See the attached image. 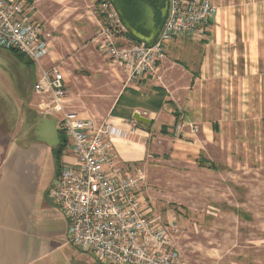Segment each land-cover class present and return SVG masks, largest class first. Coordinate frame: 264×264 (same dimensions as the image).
Here are the masks:
<instances>
[{"label": "crops", "instance_id": "obj_1", "mask_svg": "<svg viewBox=\"0 0 264 264\" xmlns=\"http://www.w3.org/2000/svg\"><path fill=\"white\" fill-rule=\"evenodd\" d=\"M99 1L28 0L49 41L46 66L57 63L50 62L54 57L67 54V46H56V29L75 31L78 44L91 40L99 49L93 41L101 26ZM211 1L220 10L202 38L182 36L168 42L157 74L128 82L107 116H93L128 128L136 110L142 115L147 111L150 123L140 122L133 138L114 139L123 172L134 173L141 169L138 165L160 154L156 151L158 138L161 144L164 140L172 143L174 153H182L176 149L184 148L197 160L222 129V122L229 128L233 122L249 120L264 124V0ZM124 38L132 42L126 34ZM38 76L39 70L31 84L32 95ZM65 82L67 85L66 75ZM125 88L142 95L163 88L166 101L158 111L135 107L132 115L125 109L113 115ZM4 96L7 94L0 96V264H105L71 241L68 218L50 196L57 175L54 149L61 141L55 144L37 137L32 126L36 108L41 115L54 114L41 110L36 95L19 104L16 98L8 102ZM9 107L19 113L12 115ZM63 158L71 159L66 153ZM254 261L258 260L251 258L250 264Z\"/></svg>", "mask_w": 264, "mask_h": 264}, {"label": "built area", "instance_id": "obj_2", "mask_svg": "<svg viewBox=\"0 0 264 264\" xmlns=\"http://www.w3.org/2000/svg\"><path fill=\"white\" fill-rule=\"evenodd\" d=\"M219 10L211 0H169L168 17L152 43H125L120 37L126 40L127 29L116 8L110 0H100L101 26L93 41L124 69L129 81H137L158 73L171 40L202 38ZM0 48L17 51L37 64L34 93L41 110L61 115L67 134L64 153L71 159L63 158L50 196L68 218L71 241L105 264H190L177 247L176 222H160L142 203L144 170L119 169L114 139L133 138L139 120L132 118L123 128L68 108L65 74L58 63L44 64L49 41L28 0H0Z\"/></svg>", "mask_w": 264, "mask_h": 264}, {"label": "rangeland", "instance_id": "obj_3", "mask_svg": "<svg viewBox=\"0 0 264 264\" xmlns=\"http://www.w3.org/2000/svg\"><path fill=\"white\" fill-rule=\"evenodd\" d=\"M53 34L57 48L67 46L66 55L48 59L66 75L69 108L86 116H107L115 98L131 82L126 73L91 40L78 44L75 31L56 29ZM37 68L26 56L0 48V96L7 94L8 102L16 98L18 104L33 95L36 99L31 84ZM9 110L12 115L19 113L17 108ZM36 112L32 127L37 137L55 144L67 139L60 114ZM226 126L222 122V129L200 154L215 169L209 163L200 165V158L196 160L187 149L176 150L188 154L174 153L172 143L161 144L158 138L160 154L138 165L147 175L142 203L160 222H176L177 247L190 264H250L251 258L264 264V124L249 120Z\"/></svg>", "mask_w": 264, "mask_h": 264}, {"label": "water", "instance_id": "obj_4", "mask_svg": "<svg viewBox=\"0 0 264 264\" xmlns=\"http://www.w3.org/2000/svg\"><path fill=\"white\" fill-rule=\"evenodd\" d=\"M120 19L137 42L152 43L169 14V0H110ZM134 118L143 123L150 119L136 110Z\"/></svg>", "mask_w": 264, "mask_h": 264}, {"label": "trees", "instance_id": "obj_5", "mask_svg": "<svg viewBox=\"0 0 264 264\" xmlns=\"http://www.w3.org/2000/svg\"><path fill=\"white\" fill-rule=\"evenodd\" d=\"M125 34L129 38H131L128 32H126ZM132 42H135V41H132ZM166 95H167V92L165 89L156 88L155 93L149 94L148 97L144 98L142 97L141 92L135 89H132V88H125V90L119 96L111 113L113 115H119V114H122V112L119 109H125L128 112L127 114L132 115L133 109L135 107H143L150 111H158L161 109L162 105L165 103ZM66 146H67V139H63L61 140L60 144L54 149L56 173H58L61 168L62 158H63L64 150ZM198 161H199V164L202 166L209 163L208 164L209 168L211 169L216 168L215 164H213L206 158L200 157Z\"/></svg>", "mask_w": 264, "mask_h": 264}, {"label": "flooded vegetation", "instance_id": "obj_6", "mask_svg": "<svg viewBox=\"0 0 264 264\" xmlns=\"http://www.w3.org/2000/svg\"><path fill=\"white\" fill-rule=\"evenodd\" d=\"M127 32L129 33V31H128V29H127ZM129 35H130V39L132 40V41H135V39L131 36V34L129 33Z\"/></svg>", "mask_w": 264, "mask_h": 264}]
</instances>
